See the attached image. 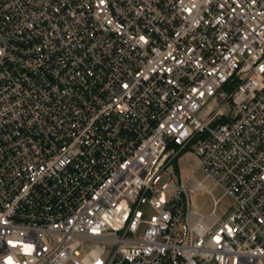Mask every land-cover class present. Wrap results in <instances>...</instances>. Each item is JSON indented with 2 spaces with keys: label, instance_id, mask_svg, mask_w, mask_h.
<instances>
[{
  "label": "built area",
  "instance_id": "built-area-1",
  "mask_svg": "<svg viewBox=\"0 0 264 264\" xmlns=\"http://www.w3.org/2000/svg\"><path fill=\"white\" fill-rule=\"evenodd\" d=\"M0 264H264V0H0Z\"/></svg>",
  "mask_w": 264,
  "mask_h": 264
},
{
  "label": "rangeland",
  "instance_id": "rangeland-1",
  "mask_svg": "<svg viewBox=\"0 0 264 264\" xmlns=\"http://www.w3.org/2000/svg\"><path fill=\"white\" fill-rule=\"evenodd\" d=\"M225 115L228 116L229 114V105L226 104L224 106ZM194 146H190L187 150L181 153L176 162L174 163L175 170L178 172V180L184 181L190 176L197 168L199 164V158L193 152ZM194 178L196 181L201 182L202 186L205 189H211L213 184L209 180H203L204 176L199 172L194 173ZM213 195L217 199L221 196V192L219 189H213ZM228 199H223L218 209L221 207H225L229 205ZM212 198L211 196L207 195L204 190H197L191 199V210H195L203 215H207L212 210Z\"/></svg>",
  "mask_w": 264,
  "mask_h": 264
}]
</instances>
